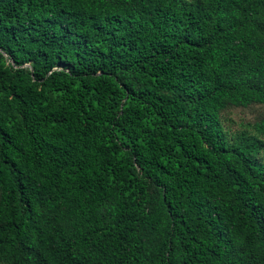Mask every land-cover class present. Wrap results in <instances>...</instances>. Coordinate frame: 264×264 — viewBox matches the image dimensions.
Segmentation results:
<instances>
[{
	"label": "trees",
	"instance_id": "16d2710c",
	"mask_svg": "<svg viewBox=\"0 0 264 264\" xmlns=\"http://www.w3.org/2000/svg\"><path fill=\"white\" fill-rule=\"evenodd\" d=\"M251 104L264 0H0V264H264Z\"/></svg>",
	"mask_w": 264,
	"mask_h": 264
},
{
	"label": "rangeland",
	"instance_id": "374dc122",
	"mask_svg": "<svg viewBox=\"0 0 264 264\" xmlns=\"http://www.w3.org/2000/svg\"><path fill=\"white\" fill-rule=\"evenodd\" d=\"M221 118L225 126L231 131L240 130L247 124H254L264 119V105L251 104L248 107L229 106L221 112ZM262 158L264 159V152ZM151 192L156 193L157 190L152 187Z\"/></svg>",
	"mask_w": 264,
	"mask_h": 264
}]
</instances>
